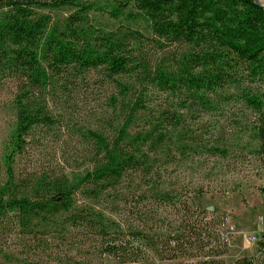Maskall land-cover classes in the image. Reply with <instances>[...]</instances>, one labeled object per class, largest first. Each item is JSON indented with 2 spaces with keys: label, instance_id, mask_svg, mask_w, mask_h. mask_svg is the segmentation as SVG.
<instances>
[{
  "label": "trees",
  "instance_id": "obj_1",
  "mask_svg": "<svg viewBox=\"0 0 264 264\" xmlns=\"http://www.w3.org/2000/svg\"><path fill=\"white\" fill-rule=\"evenodd\" d=\"M60 10L67 15L57 16ZM97 70L117 88L112 111L101 117L113 132L82 131L90 159L75 178L47 169L30 183L20 180L11 164L27 151L35 127L52 120L50 90ZM0 77L22 82L0 221L36 241L46 258L24 264H91L66 244L70 234L94 239L91 254L117 264H144L151 254L171 264H226L177 261L213 238L200 215L207 210L194 209L199 195L168 190L175 185L170 167L228 156L226 145L197 140L193 131L199 118L237 96L253 112L252 152L264 167V0H0ZM102 201L119 213H108ZM56 242L61 246L52 247Z\"/></svg>",
  "mask_w": 264,
  "mask_h": 264
},
{
  "label": "rangeland",
  "instance_id": "obj_2",
  "mask_svg": "<svg viewBox=\"0 0 264 264\" xmlns=\"http://www.w3.org/2000/svg\"><path fill=\"white\" fill-rule=\"evenodd\" d=\"M67 13V10H60L56 15L63 17ZM93 17L110 26L117 25L105 15L94 13ZM21 87L22 82L16 78L0 77V187L9 175L6 157L17 123L16 103ZM259 92L264 95V85ZM116 94L114 83L98 70L75 79L66 88L50 90L47 107L52 120L47 125L35 127L28 138L27 151L11 164L17 177L30 183L47 169L68 172L70 177L84 171L89 165L90 154L82 131L100 128L113 132L112 127L101 122V117L112 111L110 97ZM222 109L199 118L193 135L197 140L226 145L228 156L200 155L170 167L171 181L175 185L168 190L191 199L199 195V206L194 205V209L207 210L200 215L208 221V231L213 238L204 237L207 241L205 250L194 251L193 256L177 260L184 263L214 259L234 264L242 257L264 260V167L252 152L257 147V141L249 132L253 112L239 96ZM101 205L113 216L119 213L110 202L102 201ZM172 212V207H168L167 213L174 216ZM8 225L0 221V249L10 253L9 256L0 254V264H24L25 258L46 259L36 241L28 242L19 236L18 227ZM250 236H256L258 241L250 243ZM66 244H73L78 257H86L91 264H117L111 257L91 254L94 239L84 241L70 234ZM57 245L61 246L60 242L52 247ZM152 255L142 263H173L157 260ZM50 264L59 263L51 261Z\"/></svg>",
  "mask_w": 264,
  "mask_h": 264
},
{
  "label": "built area",
  "instance_id": "obj_3",
  "mask_svg": "<svg viewBox=\"0 0 264 264\" xmlns=\"http://www.w3.org/2000/svg\"><path fill=\"white\" fill-rule=\"evenodd\" d=\"M258 241V238L256 237V236H250L249 237V242L250 243H255V242H257Z\"/></svg>",
  "mask_w": 264,
  "mask_h": 264
},
{
  "label": "water",
  "instance_id": "obj_4",
  "mask_svg": "<svg viewBox=\"0 0 264 264\" xmlns=\"http://www.w3.org/2000/svg\"><path fill=\"white\" fill-rule=\"evenodd\" d=\"M210 210H213V207H209Z\"/></svg>",
  "mask_w": 264,
  "mask_h": 264
}]
</instances>
